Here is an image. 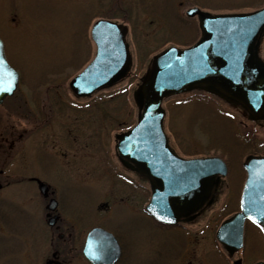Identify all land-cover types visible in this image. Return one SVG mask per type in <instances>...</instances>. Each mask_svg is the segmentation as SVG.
<instances>
[{
	"label": "rangeland",
	"instance_id": "obj_1",
	"mask_svg": "<svg viewBox=\"0 0 264 264\" xmlns=\"http://www.w3.org/2000/svg\"><path fill=\"white\" fill-rule=\"evenodd\" d=\"M194 5L212 13L242 12L264 6V0H0V37L20 73L17 89L0 104V264H45L53 252L62 264H89L82 248L98 224L123 249L117 264L170 261L183 237L158 229L144 211L150 195L144 179L133 176L131 187L118 175L114 137L137 121L133 92L152 56L199 36L197 17L185 13ZM99 18L129 26L133 65L117 83L78 96L70 81L95 55L91 28ZM163 107L179 154L221 155L228 162L221 195L198 214L191 233L200 258L210 248L209 259L224 264L209 227L238 208L246 176L241 161L264 150V128L204 91L168 96ZM33 175L57 184L61 220L52 225ZM248 235L246 255L264 258L263 235L251 228Z\"/></svg>",
	"mask_w": 264,
	"mask_h": 264
},
{
	"label": "water",
	"instance_id": "obj_2",
	"mask_svg": "<svg viewBox=\"0 0 264 264\" xmlns=\"http://www.w3.org/2000/svg\"><path fill=\"white\" fill-rule=\"evenodd\" d=\"M186 13L198 17L200 37L187 47L170 45L152 57L133 94L137 122L115 135L116 150L123 163L151 182L146 210L168 223L190 220L208 204L221 176L227 173V165L217 155L186 158L175 152L163 125L164 97L204 89L242 106L251 119L264 118V61L258 53L264 31V6L230 13H211L192 6ZM127 32L128 26L122 22L104 18L94 22L91 35L97 45L96 55L70 81L77 95H90L128 73L132 57ZM0 62V76L9 81L0 86L1 104L13 94L19 80L18 71L7 61L1 38ZM243 166L247 174L240 210L224 219L217 230L218 239L227 248L230 241L235 242L234 247L240 246L247 218L264 228V215L259 214L264 211V155H248ZM41 187L47 195V185L41 183ZM54 204L55 200H51L49 208L54 209ZM83 251L94 264H114L120 247L110 231L97 226L89 231Z\"/></svg>",
	"mask_w": 264,
	"mask_h": 264
},
{
	"label": "flooded vegetation",
	"instance_id": "obj_3",
	"mask_svg": "<svg viewBox=\"0 0 264 264\" xmlns=\"http://www.w3.org/2000/svg\"><path fill=\"white\" fill-rule=\"evenodd\" d=\"M258 53H259L260 57L262 58V60H264V31H263V33L261 35L260 45H259V48H258ZM230 106L232 108H235L237 111H239L243 116L247 117V113H246V111L244 109H241V108L237 107L235 104H230ZM253 123L255 124V126H259V127L264 128V119L254 120ZM114 144H115V142H114ZM52 153H53V151H52ZM252 153H254V154H264V150H253ZM53 154H55V153H53ZM115 156H116L117 160L115 158H114V160L118 161L120 163V165L122 166V173L123 174H118V175H121L122 178L128 182L127 184L129 186L133 187L132 186V182H134L133 176L134 177L137 176L139 179H141L142 177H141L140 173H137V172L132 171L129 168H127L125 165H123L119 161L116 153H115ZM57 158H58V156H57ZM227 165H228V162H227ZM228 170H229V165H228ZM59 175H61L63 177H72V178L81 179L78 176V174H74V175L73 174H59ZM32 177H33V180L36 182L37 189H38V191L40 193H41V190H42L41 183L45 182L47 184V195H44L43 193H41L42 196L44 197V199H46L48 201V203L46 205L47 208L51 204V200H55L54 209L50 210L48 208V212L46 213V216H48V221L47 222L49 223L51 221V219H53V218H55L54 219L55 221H53V223L56 222L57 218H58V221L61 220V217H60L61 215L58 212L57 213L55 212L61 206L60 203L62 201V199H61V197H60V195L58 193L56 182H53L52 180H49V179H46V178H41L40 175H33ZM92 179L94 181L98 180L96 178H92ZM90 181H92V180H90ZM145 183L146 182H144V184ZM221 187L219 188V191H218L219 193L217 194L216 199H217L218 195H221L220 193L223 190V188H221ZM105 205H106V203H105ZM237 209L238 208L234 209L233 211H229L228 213H226L222 217V219L225 218L227 215L233 213ZM198 214H199V212L196 214L195 218L190 220V221H186L185 219H181V221H178V222H176L174 224H165V223L159 222L156 219L152 218V220L154 221V223L156 224L158 229L162 230L163 232L178 231L177 234L180 233L182 235V237H183L182 240L180 241L181 243L177 242L176 250L170 256H168V257L171 258L170 261L166 262L165 264H207V262H208V264H215V262L211 261L209 259V256H208L209 253H210V248H207V249L203 248L204 251L201 252V258H200L199 249H198V246H197L198 240L193 239L195 236L191 235V233L193 231V227L195 226V224H197V223H194V222L196 221V218H197ZM219 223H218V225H219ZM98 225L101 226L100 224H98ZM218 225H217V227H218ZM57 227H59V225H57ZM217 227L215 229L211 228V227H209V228L212 231V238H213L215 244L217 245L219 251L223 254V260H224L223 263L224 264H253V263H255V262L259 261V260H264V258H262L261 256L257 257L258 254L254 255V256L253 255H246V253L248 252L247 249L249 248V243H248L249 238H250V236L248 235L249 228H251V230H256L257 232H260L263 235V237H264V230L262 229L261 226L253 224L249 220H246L245 223H244V227H243V237H242L240 246L239 247H234L235 242L233 243L232 241H230L231 245H230L229 248L223 246V244L220 243V241L217 239V237H216V229H217ZM208 234H209V231H208ZM59 236L62 237L63 233H60ZM115 237H116V235H115ZM117 241H118V239H117ZM84 242H85V240H84ZM118 243H119V241H118ZM179 245H180V248L177 251V247ZM119 247H120V250H121L120 251V255H119V258L115 261L114 264H117L119 262L120 258H121V255H123V249H122L120 243H119ZM82 254H83V252H82ZM189 254L191 255L190 259L187 258V256ZM58 257H59V252L58 253L53 252L52 253V258H48L45 261V264H62L61 261L58 260ZM219 261H220V259H219Z\"/></svg>",
	"mask_w": 264,
	"mask_h": 264
},
{
	"label": "snow or ice",
	"instance_id": "obj_4",
	"mask_svg": "<svg viewBox=\"0 0 264 264\" xmlns=\"http://www.w3.org/2000/svg\"><path fill=\"white\" fill-rule=\"evenodd\" d=\"M0 68H2V62H0ZM9 77H10V73L9 74H7ZM9 81H6L5 79H3L2 78V76H0V86H3L4 84H6V83H8ZM0 90H3L2 89V87H0ZM260 215H264V211H260V213H259ZM160 219H167V217H165V216H161V217H159ZM251 219H253V220H256V217L255 216H252V217H250ZM91 244H90V249H91ZM90 254L91 255H93V256H95V252L94 251H90Z\"/></svg>",
	"mask_w": 264,
	"mask_h": 264
},
{
	"label": "trees",
	"instance_id": "obj_5",
	"mask_svg": "<svg viewBox=\"0 0 264 264\" xmlns=\"http://www.w3.org/2000/svg\"><path fill=\"white\" fill-rule=\"evenodd\" d=\"M116 1H117V0H116ZM183 44H185V45H186V44H189V43H188L187 41H185V43H183Z\"/></svg>",
	"mask_w": 264,
	"mask_h": 264
}]
</instances>
